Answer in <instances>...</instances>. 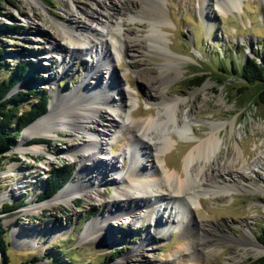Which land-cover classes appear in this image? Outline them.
I'll list each match as a JSON object with an SVG mask.
<instances>
[{
    "label": "rangeland",
    "instance_id": "374dc122",
    "mask_svg": "<svg viewBox=\"0 0 264 264\" xmlns=\"http://www.w3.org/2000/svg\"><path fill=\"white\" fill-rule=\"evenodd\" d=\"M99 1L101 0H75V4L90 10ZM139 3L140 0H135L131 6H138ZM164 4L168 21L159 32L164 40L162 46L177 58V66L182 75L167 84V87L161 83V71L169 67L163 51L158 50L160 36L151 35L149 19L133 16V20L129 14V18L127 15L122 16V24L129 19V25L123 26L122 32L130 47L124 49L123 58L119 62L112 64L117 67L115 79L135 95L137 102L131 104L129 111L135 113L136 118H148L162 110V106L155 100L166 89L164 91L167 96L186 99L185 108L194 110V131L187 130L190 140L205 138L212 123H225V127L221 129L222 149L204 169L215 179L224 166L235 181H232L233 186L228 191L200 195L201 204L197 202L194 205V216L202 219L210 230V249L201 254L183 251L186 241L182 237L183 226L175 229L172 236L161 237L154 224L148 220L139 223L137 219L126 218V214L117 220L109 219L108 228L103 226L104 230L100 235L94 229L87 230L89 225L97 222V218L106 217V204L98 201L99 195L94 188L92 193L95 197L90 198L80 187L82 184L96 186L95 182H101L103 199L110 201L114 197L116 183H113V178L118 177L119 172L124 173L129 166L123 167L121 156L122 145L129 135H122L118 131L120 138L117 140L120 145L112 154L109 151L113 144L110 134L93 136L88 131L81 134L66 128L60 132L62 136L30 139L24 147L31 150L33 148L29 146L33 143H41V140L36 142L35 139H42L47 141L43 142L45 151H31L24 156L17 147L23 142L22 135L28 128L26 127L17 144L6 152L0 167V210L5 203L23 202L18 208L0 214L3 226L8 230L6 238L10 244L8 255L11 263L33 264V260L36 262L34 264H256L258 259L264 257V253H258L257 247L247 242H238L242 238H256L257 243L264 247L258 239L264 228V163L254 167L255 160L264 157V106L256 103L257 86H251L240 94V89L246 82L240 75L233 74L232 66L233 61L244 63L250 58L261 60L264 55V1L244 0L242 8L227 14L218 10L213 12L210 30L203 23L200 0H164ZM40 7V12L35 16L26 0H0V47L5 51L1 60L6 63L0 70V80L8 78L21 60H27L32 64L31 68L10 94L35 90L46 92L52 100L57 92L64 97L68 96L81 81H85L88 88L93 89L96 83L90 77V70L97 51L85 47L83 54H75L73 46L65 40L62 41L64 49H58L52 36L57 30V21L72 25L75 28L74 34L80 37L87 34L77 24L70 22L72 7L67 6L65 0H44ZM86 21L92 29L97 28V23L91 19L87 18ZM97 29L101 39H108L107 27ZM90 32L92 33L89 31V34ZM67 52L74 53L77 57L65 60ZM171 66L173 70L174 64ZM106 71L101 72V77L109 79ZM170 73L172 76L176 75L175 71ZM204 73L210 77L200 87H188L192 77ZM31 77L34 78V83L27 84ZM219 78L225 80L224 85H217ZM61 95L60 100L63 99ZM36 101L37 98L30 96L22 105V110L30 109ZM111 104L122 107L117 101H112ZM102 106L107 112H112L106 105ZM49 109L50 101L48 111ZM113 114L120 120L117 113ZM86 136L94 137L97 143H107L104 151L89 149L84 144ZM189 139L184 140L174 135V140L178 141L170 150L160 153L158 161L162 163L165 160L167 167L181 172L185 156L198 142H191ZM241 148L248 162L245 171L242 169ZM70 149L78 150L81 154H89L94 150L97 158L116 157L119 160L116 170L119 172L100 162H97V168H83V163L90 164L91 159L79 160L68 152ZM238 155L241 158L237 162ZM143 162L151 169V161L144 158ZM197 163L199 167L204 164L201 161ZM66 165H71L74 169V175L66 186L78 184L81 194L72 198L74 201L69 203L43 206L28 212L27 209L39 206L49 199H42L46 181L54 169ZM199 167L195 174L199 172ZM254 168L256 171H252ZM13 169L15 176L9 175V171ZM98 169L109 171L102 177L98 175ZM91 174L94 175L93 179L89 178ZM105 177L110 179L109 183L101 180H105ZM20 181H31L26 193L14 199H1L2 195ZM19 225L37 228L38 232L19 234L18 240L13 235V229ZM149 230L154 235L152 243L146 241ZM143 242L146 243L142 246V256L138 253L132 256L133 251ZM115 253L118 256L114 258ZM35 256L38 257L37 260L34 259ZM127 256L131 257L125 260ZM4 257L1 252V264H4Z\"/></svg>",
    "mask_w": 264,
    "mask_h": 264
},
{
    "label": "bare ground",
    "instance_id": "6f19581e",
    "mask_svg": "<svg viewBox=\"0 0 264 264\" xmlns=\"http://www.w3.org/2000/svg\"><path fill=\"white\" fill-rule=\"evenodd\" d=\"M42 1L44 0H26L31 5L35 16L41 10L40 4ZM134 1L101 0L95 3V8L89 10L76 5L75 0H65L66 5L72 7L70 22L77 24L81 28L80 30L87 34L80 37L74 34L73 29L75 28H72V25L57 21L55 23L57 30L52 34L56 40L55 47L63 50L62 41L65 40L73 46L75 54H83L85 47H90L92 51L95 49L98 54L92 60L93 65L90 70V77L94 79L96 85L91 89L88 88L85 81H81L74 91L66 97L61 95L60 92L54 93V97L50 100L48 113L26 128L22 135L23 142L17 149L24 156H27L31 151L36 153L45 151L43 142L33 143L32 146H29L33 148L31 150L24 147V145L35 137L50 138L52 136H62L60 132L66 128L81 134L88 131V134L92 133L93 136L106 135L105 133H108L113 139L111 140L113 142L110 145L111 149L118 142L117 139L120 138L118 131L122 135H124V132L127 133L129 137L124 140L123 148H121L123 167L129 165L124 173L116 170L119 163L116 157L109 158L108 156H103V158H97L98 156L94 155V150L89 154L86 152L82 154L78 153V150H68L71 155L76 156L79 160L85 158L91 159L92 162L90 164L89 162L83 163V168L89 166L97 168L98 165L96 166V164L100 162L105 167L119 172L117 173L118 177L113 178V183H116V193L110 201L103 199L104 194L101 182L97 184L95 182L96 186L82 184L80 187L85 192V195L90 198L95 197L92 193L94 188L99 195L98 201L106 204V217L97 218V222L95 221L96 223L89 225L87 230L94 229L96 234L100 235L104 228H108L107 223L109 219L117 220L126 214V218L137 219L139 223L148 220L151 224H154L161 237H165L166 235L172 236V232L175 229L183 226L182 237L186 241L183 244L182 250L188 253L192 251L199 254L206 253L211 247L210 230L202 219H197L194 216V205L197 202L201 204L200 195L204 196L211 194V192L213 194L228 191L233 186L232 181H235V179L232 180L224 166L221 168L222 170L218 171V178L215 176V179L210 177L204 169L211 158L217 156L222 149L221 129L225 127V123H212L211 129L207 132L205 138L190 140L187 130L194 131L196 122L193 118L194 110L193 108H185V104H187L186 99L184 100L180 96L174 98L167 96L164 91L166 89L156 97L155 101L162 106V110H159L156 115L142 119L136 118L135 113L129 111V109L131 110V104H135L137 100L127 87L121 86L115 79L117 67L116 64L115 66L112 64L115 61L119 62L123 58L124 49L130 47L126 35L122 32V27L129 25V19L125 20L122 24V16L127 15V18H129V14L132 17L149 19V25L152 26L151 35L157 34L159 36V32H161L160 28L166 24V20L168 19L164 0H140L138 6H131ZM243 1L200 0V14L205 27L209 30L212 28L213 20L210 17L213 15V12L218 10L227 14L235 9L242 8ZM211 7L213 9L210 10L209 8ZM87 18L97 23V28L107 27L106 36H108V39H101L99 37L100 31L97 28L92 29L88 25V21H86ZM132 19L135 20L134 17ZM89 31H92V33L90 32L89 34ZM163 41V37L160 36L157 46L159 47L158 50L161 49L163 51V56L167 61L166 65L169 67L162 69L160 75L161 83L166 84L167 87V84L175 81V79L182 75V71L177 66V58L170 55L166 47L162 46L164 44ZM74 53L69 54L67 52L65 60H72L77 57ZM107 59H110V61H107ZM172 64H174L173 70L170 68ZM104 70H107L106 72L109 73V79H106V76L101 77V72ZM171 71H175L176 75L172 76ZM112 87L113 90H110ZM60 95L63 97L61 100ZM112 101L120 102L122 107H114L111 104ZM103 104L112 112H107L102 106ZM113 113H117L120 120H117ZM233 127L234 122L232 123ZM174 135L184 140L189 139L191 142L198 140L185 156L181 172L171 170L166 166L165 160L160 163L157 158L160 153L170 150L174 143L178 141L174 140ZM84 138V144L89 149L97 148L99 152H102L105 149L104 146L107 145V143L104 144L102 141L97 143L93 139L94 137L86 136ZM241 156L243 157L242 169L245 171V165L248 162L244 157L243 150ZM144 158L152 162L151 169L144 165ZM239 158H241L240 155L236 158L237 162ZM199 161L204 162L201 167H199L200 165L197 166V162ZM261 163H264V157L255 160L254 167L259 166ZM198 167L200 168L199 172L195 174ZM108 171L97 170L98 175L101 176ZM252 171H256V169L254 168ZM9 172V175L15 176V169ZM89 178L93 179L94 175H89ZM101 180L106 183L110 181L106 177L105 180ZM30 185L31 181L16 182L1 196V199L17 198L26 193ZM65 186L59 193H55L52 198L44 200L39 206L27 209V211L33 212L43 206L69 203L81 194L78 184H68ZM103 226L105 227L103 228ZM27 227L25 225L16 226L13 229L15 238L20 240L19 234L24 235L26 232L36 234V231L38 232L37 228ZM147 240L150 242L154 240V235L150 230L146 237ZM238 240L239 243L247 242L257 247L258 253H264V247L257 243L256 238L251 240L242 238ZM144 243L146 242L139 244L136 249L138 252L136 250L135 252L133 251L132 256H135L137 253L142 256V246ZM130 257L127 256L125 260Z\"/></svg>",
    "mask_w": 264,
    "mask_h": 264
},
{
    "label": "trees",
    "instance_id": "16d2710c",
    "mask_svg": "<svg viewBox=\"0 0 264 264\" xmlns=\"http://www.w3.org/2000/svg\"><path fill=\"white\" fill-rule=\"evenodd\" d=\"M5 53L0 47V70L6 66V63L1 60ZM31 63L27 60H21L15 69L11 72L8 78L0 80V167L1 162L5 158L6 152L17 144L18 138L22 135L23 130L31 125L36 119L48 112V104L50 97L46 92H38L35 90L18 91L12 94L11 91L18 83L24 80L28 71L31 68ZM233 74L240 75L246 84L240 89V94H243L251 86H257L256 95L257 105L264 106V55L261 60L258 58H250L244 63L232 62ZM227 73V72H226ZM209 74L195 75L188 83V87H200L208 78ZM34 83V78H29L27 84ZM218 86L225 84V80L217 79ZM32 96L37 98L36 103L28 110H22V105ZM41 140L42 139H35ZM74 169L71 165L58 167L49 175L45 190L42 192V199L51 198L62 187H64L73 177ZM18 203H5L0 210V214L14 210L22 205ZM3 219L0 217V251L4 254V264H13L10 261L8 251L9 242L6 234L8 230L3 226ZM259 241L264 244V228L258 236ZM115 253L113 257H117ZM35 260L38 257H34ZM31 262L36 263L31 260ZM256 264H264V257L258 259Z\"/></svg>",
    "mask_w": 264,
    "mask_h": 264
},
{
    "label": "water",
    "instance_id": "95a60500",
    "mask_svg": "<svg viewBox=\"0 0 264 264\" xmlns=\"http://www.w3.org/2000/svg\"><path fill=\"white\" fill-rule=\"evenodd\" d=\"M44 115H45V114H44ZM42 116H43V115H42ZM42 116H40V117H42ZM40 117H39V118H40ZM39 118H38V119H39ZM36 120H37V119H36ZM36 120H35V121H36ZM35 121H34V122H35ZM32 123H33V122H32ZM0 264H1V251H0Z\"/></svg>",
    "mask_w": 264,
    "mask_h": 264
}]
</instances>
